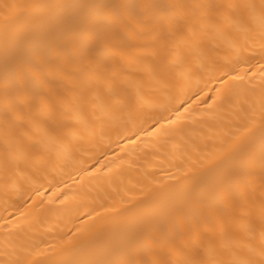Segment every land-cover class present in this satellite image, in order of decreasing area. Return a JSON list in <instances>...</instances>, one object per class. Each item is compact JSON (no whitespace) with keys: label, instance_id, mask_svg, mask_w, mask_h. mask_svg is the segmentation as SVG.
I'll list each match as a JSON object with an SVG mask.
<instances>
[{"label":"bare ground","instance_id":"bare-ground-1","mask_svg":"<svg viewBox=\"0 0 264 264\" xmlns=\"http://www.w3.org/2000/svg\"><path fill=\"white\" fill-rule=\"evenodd\" d=\"M0 264H264V0H0Z\"/></svg>","mask_w":264,"mask_h":264}]
</instances>
